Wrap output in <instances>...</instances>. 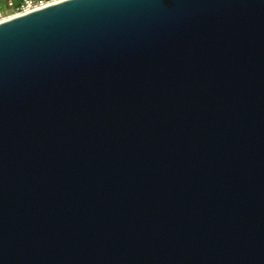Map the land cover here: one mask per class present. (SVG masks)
Listing matches in <instances>:
<instances>
[{
  "label": "water",
  "instance_id": "1",
  "mask_svg": "<svg viewBox=\"0 0 264 264\" xmlns=\"http://www.w3.org/2000/svg\"><path fill=\"white\" fill-rule=\"evenodd\" d=\"M0 264H264V0L1 20Z\"/></svg>",
  "mask_w": 264,
  "mask_h": 264
},
{
  "label": "built area",
  "instance_id": "2",
  "mask_svg": "<svg viewBox=\"0 0 264 264\" xmlns=\"http://www.w3.org/2000/svg\"><path fill=\"white\" fill-rule=\"evenodd\" d=\"M60 0H20L15 3L13 0H6V8L9 10H4L0 6V21L6 19L10 16L18 15L33 9L43 7L45 5L57 2ZM5 17V18H3ZM2 18V19H1Z\"/></svg>",
  "mask_w": 264,
  "mask_h": 264
},
{
  "label": "crops",
  "instance_id": "3",
  "mask_svg": "<svg viewBox=\"0 0 264 264\" xmlns=\"http://www.w3.org/2000/svg\"><path fill=\"white\" fill-rule=\"evenodd\" d=\"M15 3H18L20 0H13ZM0 6L5 10L6 9V0H0Z\"/></svg>",
  "mask_w": 264,
  "mask_h": 264
},
{
  "label": "rangeland",
  "instance_id": "4",
  "mask_svg": "<svg viewBox=\"0 0 264 264\" xmlns=\"http://www.w3.org/2000/svg\"><path fill=\"white\" fill-rule=\"evenodd\" d=\"M5 10H7V11H8L9 9H8V8H6Z\"/></svg>",
  "mask_w": 264,
  "mask_h": 264
},
{
  "label": "bare ground",
  "instance_id": "5",
  "mask_svg": "<svg viewBox=\"0 0 264 264\" xmlns=\"http://www.w3.org/2000/svg\"><path fill=\"white\" fill-rule=\"evenodd\" d=\"M10 17H12V16H10ZM3 18H5V17H3ZM9 18V17H8ZM2 19V18H1Z\"/></svg>",
  "mask_w": 264,
  "mask_h": 264
}]
</instances>
